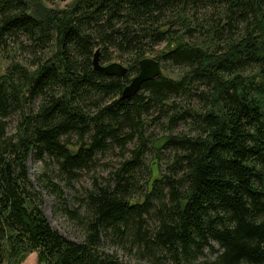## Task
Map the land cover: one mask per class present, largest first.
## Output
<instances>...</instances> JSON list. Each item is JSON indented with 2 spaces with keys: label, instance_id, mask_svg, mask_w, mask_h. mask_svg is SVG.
Masks as SVG:
<instances>
[{
  "label": "trees",
  "instance_id": "1",
  "mask_svg": "<svg viewBox=\"0 0 264 264\" xmlns=\"http://www.w3.org/2000/svg\"><path fill=\"white\" fill-rule=\"evenodd\" d=\"M57 1L0 0V53L13 50L0 75V264H125L103 239L157 263L208 250L213 264H264V0ZM96 49L123 80L93 70ZM148 56L181 73L120 99ZM112 155L84 193L83 240H69L28 161L55 164L39 181L61 202L52 176L69 184Z\"/></svg>",
  "mask_w": 264,
  "mask_h": 264
},
{
  "label": "rangeland",
  "instance_id": "2",
  "mask_svg": "<svg viewBox=\"0 0 264 264\" xmlns=\"http://www.w3.org/2000/svg\"><path fill=\"white\" fill-rule=\"evenodd\" d=\"M75 0H65L63 2H55L54 4H47L51 8L62 9L71 4ZM13 48V47H12ZM15 49V48H14ZM16 58L19 61L24 62L25 54H18ZM13 50L6 53H0V75L4 72L6 66L13 58ZM150 57V56H148ZM161 72L169 77L176 78L181 71L174 67L166 65ZM16 117H12L8 120V129L10 133L15 125ZM156 129V128H154ZM179 131L184 129L183 126L178 127ZM159 129L155 130L158 132ZM117 158L115 156L102 157L100 165L96 168L95 172H83L76 180L66 184L58 177L52 176V183L59 186L63 191L64 199L61 202H57L52 193L43 188L39 181L40 175L45 169L55 173V164L43 163L40 161H34L32 158L28 161V175L33 184L34 190L39 194L41 210L48 221L49 225L57 230L61 235L75 242H81L85 236V220L86 212L83 205L84 193L90 188L92 177L94 174L104 176L106 174L105 169L107 164H115ZM69 213H72L69 215ZM214 249H218V246L213 244ZM102 249L105 253L116 257L119 261L125 264H171L168 261H160L157 263L153 257L146 254H141L137 248L129 249L113 240H102ZM214 253L206 250L203 255L198 257L192 264H213ZM20 264H37L36 254L32 253L25 257Z\"/></svg>",
  "mask_w": 264,
  "mask_h": 264
},
{
  "label": "water",
  "instance_id": "3",
  "mask_svg": "<svg viewBox=\"0 0 264 264\" xmlns=\"http://www.w3.org/2000/svg\"><path fill=\"white\" fill-rule=\"evenodd\" d=\"M93 70L108 76L119 77L122 80L125 78L127 68L117 62H112L102 65L99 62V51L96 49L92 58ZM161 74V68L158 61L151 57H145L138 62V73L132 77L129 83L121 92L120 99H126L136 94L141 85L145 82L155 80Z\"/></svg>",
  "mask_w": 264,
  "mask_h": 264
}]
</instances>
